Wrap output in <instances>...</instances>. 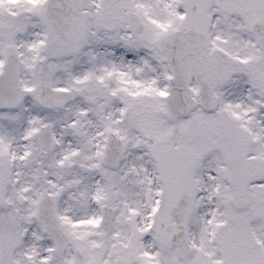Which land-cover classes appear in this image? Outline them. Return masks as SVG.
Instances as JSON below:
<instances>
[{
  "label": "snow or ice",
  "instance_id": "snow-or-ice-1",
  "mask_svg": "<svg viewBox=\"0 0 264 264\" xmlns=\"http://www.w3.org/2000/svg\"><path fill=\"white\" fill-rule=\"evenodd\" d=\"M0 264H264V0H0Z\"/></svg>",
  "mask_w": 264,
  "mask_h": 264
}]
</instances>
